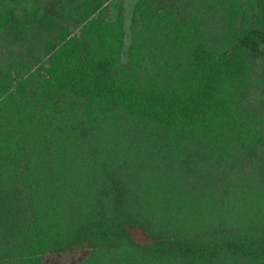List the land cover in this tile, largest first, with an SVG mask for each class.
Here are the masks:
<instances>
[{
    "label": "trees",
    "instance_id": "1",
    "mask_svg": "<svg viewBox=\"0 0 264 264\" xmlns=\"http://www.w3.org/2000/svg\"><path fill=\"white\" fill-rule=\"evenodd\" d=\"M126 36L125 0H0V264H264V0Z\"/></svg>",
    "mask_w": 264,
    "mask_h": 264
},
{
    "label": "rangeland",
    "instance_id": "2",
    "mask_svg": "<svg viewBox=\"0 0 264 264\" xmlns=\"http://www.w3.org/2000/svg\"><path fill=\"white\" fill-rule=\"evenodd\" d=\"M136 0H125V28L127 31V36H126V45L129 43V24H130V17H131V11L134 6ZM113 7V14L112 16H115L116 9L114 8V3L111 4Z\"/></svg>",
    "mask_w": 264,
    "mask_h": 264
}]
</instances>
